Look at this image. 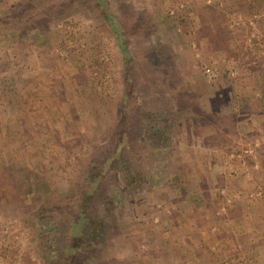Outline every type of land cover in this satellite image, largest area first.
<instances>
[{
    "label": "rangeland",
    "instance_id": "1",
    "mask_svg": "<svg viewBox=\"0 0 264 264\" xmlns=\"http://www.w3.org/2000/svg\"><path fill=\"white\" fill-rule=\"evenodd\" d=\"M61 1L0 0V264H50L26 192L36 178L63 195L81 161L120 135L114 34L97 12ZM131 2L155 17L153 38L215 117L179 111L166 154L140 152L151 181L112 206L104 264H264V0ZM254 14V34L233 22Z\"/></svg>",
    "mask_w": 264,
    "mask_h": 264
},
{
    "label": "trees",
    "instance_id": "2",
    "mask_svg": "<svg viewBox=\"0 0 264 264\" xmlns=\"http://www.w3.org/2000/svg\"><path fill=\"white\" fill-rule=\"evenodd\" d=\"M59 4L95 11L110 25L125 75L117 104L120 135L81 161L80 176L69 182L63 195L54 194L52 188L41 192L35 178L25 194V206L36 201L34 213L40 216L44 249L54 251L50 264H104L109 234L116 226L112 206L134 195L136 184L151 181L152 175L134 162L140 152L151 148L154 153L148 156L166 154L160 150L172 145L169 139L182 124L179 111H191L189 117L200 123L215 116L187 88L175 58L166 54L169 45L153 38L155 17L134 8L131 0H62Z\"/></svg>",
    "mask_w": 264,
    "mask_h": 264
},
{
    "label": "built area",
    "instance_id": "3",
    "mask_svg": "<svg viewBox=\"0 0 264 264\" xmlns=\"http://www.w3.org/2000/svg\"><path fill=\"white\" fill-rule=\"evenodd\" d=\"M207 2H210L211 0H206ZM179 5L180 6H182L183 5V2L181 1L180 3H179ZM264 10V9H263ZM171 12H173V10H171ZM261 14V11H260V13H259V15ZM256 15H258V14H254L253 16H251L249 19H245V18H243V19H241L240 17L238 18V19H236V20H233V22L234 23H236V24H242V25H249V24H253V25H255V22H254V17H256ZM252 25V26H253ZM250 39V38H249ZM249 41V40H248ZM204 68H205V71L208 73V75H213L214 73H213V68H212V66H210V65H206V66H204ZM230 72L232 73V74H235V71L234 70H230Z\"/></svg>",
    "mask_w": 264,
    "mask_h": 264
},
{
    "label": "crops",
    "instance_id": "4",
    "mask_svg": "<svg viewBox=\"0 0 264 264\" xmlns=\"http://www.w3.org/2000/svg\"><path fill=\"white\" fill-rule=\"evenodd\" d=\"M253 27H254V29H252V31L251 32H253V34L255 33V31H257V27H255L254 25H253ZM245 28H248L249 29V27H245ZM252 34V33H251ZM246 35V34H245ZM257 36H259V35H257ZM249 36H244V39H245V43H248V44H250L249 43ZM248 44H246V45H248ZM232 57V56H231ZM249 64V63H248ZM251 66H253V65H251ZM254 72V71H253ZM250 74V73H249ZM258 89H260V88H258ZM259 148H261V152H263V154H264V151H262V150H264V144H263V146L261 147H259Z\"/></svg>",
    "mask_w": 264,
    "mask_h": 264
}]
</instances>
